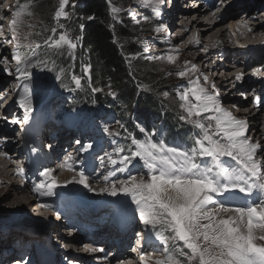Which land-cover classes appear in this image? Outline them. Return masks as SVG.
Instances as JSON below:
<instances>
[{"label": "snow or ice", "instance_id": "snow-or-ice-1", "mask_svg": "<svg viewBox=\"0 0 264 264\" xmlns=\"http://www.w3.org/2000/svg\"><path fill=\"white\" fill-rule=\"evenodd\" d=\"M139 4L150 8L159 17L163 8L172 4V0H139ZM69 6H76L74 0H59L53 16L57 26L50 29L44 26L42 30L34 31L35 0L16 2L9 28L11 39H5L6 43L13 44L12 59L9 61L7 56L0 58L3 71L18 81L16 91L19 107L23 109V119L13 121L16 124L27 123L34 111L30 89L33 69L55 71L57 80L69 79L74 85H64L69 91L83 90L85 76L91 87V64L83 65L84 76L73 73L69 77L54 59L63 56L66 50L67 55L75 60V50L82 46L83 36H70L65 25L60 23L61 19H71V13L66 10ZM122 11L121 7L111 6L113 19H118ZM129 15L135 20L134 11L130 10ZM144 19L148 20V17ZM79 28L82 33L84 25L80 24ZM58 29L62 31L58 32ZM154 31L161 33L168 32V29L159 25ZM0 36H4L2 24ZM194 43L200 44L198 37ZM202 50L206 52L207 48ZM143 52L148 53L149 48L144 47ZM146 59L175 65L179 55L177 52L147 56ZM11 62L15 63L14 71L7 66ZM199 71L196 64L185 61L182 70L176 72L181 79L188 80V86L176 94V99L181 111L179 119L197 130L191 137V146L181 147L164 139H154L155 129L146 132L141 127L140 131L146 132L144 139L129 134L130 147L117 145L112 152L100 157L101 166L107 163L114 168L103 177L107 186L100 191L111 196H130L140 223L145 230L154 233L163 246L158 259L146 258L147 254H141V264H264V144L259 140L253 141L247 117H238L227 109L216 90L215 81L210 80L208 75H198ZM243 78V72L235 76L236 81ZM91 91L100 92L103 89L92 87ZM7 95L9 93L5 92L0 100ZM109 95L115 98L116 93L110 91ZM163 96L168 97L169 93L164 92ZM260 104L261 97L255 96L254 107ZM0 119L7 120V116H0ZM104 131L108 136L120 135L109 128ZM261 132H264V128ZM92 147L89 143L80 150L88 151ZM134 162L145 171L130 174L127 179H111L117 172H129ZM76 163L82 161L69 154L60 167L74 171ZM53 172L49 168L40 173L45 179L33 186L38 196L55 195V188L60 184ZM18 175H25L22 166L18 167ZM71 182L92 190L89 178L82 171L73 177V181L65 183ZM238 194L246 198L243 206L232 207L217 199H234ZM254 194L257 199L248 202ZM42 206L50 207L47 204ZM139 235L142 237L143 234ZM85 250L104 251L103 248L88 246H85ZM16 264L27 262L17 261Z\"/></svg>", "mask_w": 264, "mask_h": 264}, {"label": "rangeland", "instance_id": "rangeland-1", "mask_svg": "<svg viewBox=\"0 0 264 264\" xmlns=\"http://www.w3.org/2000/svg\"><path fill=\"white\" fill-rule=\"evenodd\" d=\"M80 1L81 0H74L75 5L79 4ZM236 1L237 0H233L232 1L234 5L237 3ZM252 1H255V0H252ZM16 2H17V0H7L6 1V3L8 5H10V8H9V11H5V13H3V17H4L5 21H6L5 25L7 24L6 27H5L6 29L4 28L5 25L3 26V32L5 30H9V28H10V22H11V20L13 18L12 13L16 9ZM21 2L24 3V2H27V0H21ZM38 2H40V0H35V7H34L35 17H34L33 22L36 24V28L34 29V31L42 30V28L45 26V19H47V17H49L52 14V13H50L49 15L47 14L42 19V21H40L39 18H41V16H40V14H38L39 13V7L37 8ZM172 2H174V0H172ZM109 3H110V5H112L113 2L111 3L109 1ZM182 3H183L182 0H176L175 1V7L174 8H176V9H172V11H169V13H171L172 18L175 19V20L171 19L170 21L167 20L166 22H164V21L160 22L161 16L157 17V16L154 15V13L152 12V10L150 8L141 6L139 4V0H127V1H123V2L119 3L122 6L128 5L127 9H123L122 8L123 11L124 10H126V11L127 10L128 11L131 10V11H134L136 13L135 20L132 18L131 15H130V17L132 18V21L134 22V24L139 27V30H143V32H144L143 34L142 33H138V35H137V36L140 37V39L137 38L140 41L139 42L140 43V47L138 48V51H143L144 47H148L149 48V52L146 53L148 56H161V55H167V54H176L178 52L179 59H178V61H177V63L175 65L168 64L166 61L150 60V63L153 65V67L151 66V68L153 69L152 72L157 74V75H160V76H158L156 81H154L152 84L147 83V82L139 81L138 82L139 84H138V87H137V89H138V91H137L138 95L137 96L138 97L142 96L143 93L154 94L156 98H161L162 101H163V104L167 107V108H163L161 112L162 113H166L168 111L169 113H172L173 116L176 117V118L177 117L179 118V116L181 114V111L178 108V100L176 99V94L179 91L183 90L185 87L188 86V80L186 78L185 79H181L179 76L176 75V72H178L179 70H182V68L185 65V61H190L192 64H196L199 67V69H202V65H203L204 61L201 58L198 59L197 55H198V53L203 51L202 49L206 48V45H207L206 42H202L201 43L202 46L198 47V49L195 50V51H191L189 53L181 52V51H184V50L183 49L180 50V48H183L184 45H188V41H189V37H186V38L180 37V38H178L179 33L182 32L183 28L181 26L182 20H179V19H176V18H178L180 13H185L187 11L189 12V8L185 9V7H184V5H182ZM215 7H216V5H215V1H214V6L212 8H215ZM263 8H264V5L259 7V8H257V9H255V10H253L252 11L253 20H252V18H247L246 21L247 22L248 21L253 22V21H257V20L261 21L262 19L260 20L258 16L261 15V13H259V11H262ZM66 10L71 13V19H72L73 11H71V6H69V8H67ZM168 10H169V6L166 5L163 8V10H162V17L163 18L166 17V15L164 13L168 12ZM46 12L48 13V11H46ZM192 12L194 13V10H192L191 13ZM245 12L249 13V12H247L245 10V8H242V2H241V5L238 6V9H237V12H236V16L234 17V19H237L239 17H240L239 20H241L242 18L246 19L247 15H245V16L243 15ZM145 16L148 17V20L144 19ZM50 18L53 19V16H50ZM71 19H69L67 21H70ZM62 20L65 21L64 19H62ZM136 20H139V23H136ZM228 21H229V18L228 19H224L223 22L220 23L219 25L220 26H224L225 25V27H226ZM41 22H43V23L41 24ZM159 25L166 26L167 29H168V32L156 33L154 31V29H155V27H157ZM193 30H194V28L192 29V31ZM68 33H69V31H68ZM181 35H182V33H181ZM241 36H243L245 38L249 37V35H247V36L246 35H241ZM8 37L11 39V35L10 34H8ZM228 37H230V36H228ZM164 38L169 42V44L165 45V43L163 42ZM208 38L206 37L205 40L208 39ZM5 39L10 40L8 38H1V40H0V45H1L0 46V56H2V57L7 56L9 61H11V59H12L11 52H12L13 44L12 43L3 42V41H5ZM230 41H231V44H230L231 47L237 45L236 42L234 41V38L231 39ZM263 41H264V37H260L259 39H257L253 43V45L260 46L261 44H263ZM3 48H5V49L2 51ZM142 53H144V52H142ZM142 53H137L134 56H132V55L128 56V58L131 60L130 63L135 66V69L137 68L136 61L139 60V59L140 60H144V57L142 56L143 55ZM212 55L210 57H213V58H211L212 60H210V61L215 62V61L219 60V63L217 65V67H212V68L206 69L207 71L206 70L199 71V73H197V74L198 75H208L209 79L212 76L215 79L217 74H218V77L216 79V81H218V82L222 81V78L219 77V76L227 77L225 82H229V83H227L226 85H222V84H220V82L216 83V87H217L216 89H217V91H219V93L221 95V99L225 103L224 106L227 107V109H229L230 111H232L236 116L243 117L245 114L244 113L243 114H238L237 111L238 110L247 111V109L249 107L252 108L251 107V103H252L253 99L251 98V99H249L247 101H244L240 97V92L243 90L239 86L240 83H238V85H236L237 83H233V82H242V81L241 80L240 81H236L235 78H233L234 80L233 79L232 80L229 79V76L232 75V73L237 72L238 70L237 69H231L230 71H226L224 66H226L227 62L226 61L220 62V57H219L217 52H213ZM238 57H240V56H238ZM238 57L236 59H238ZM57 58L59 59L60 63L65 65V66H63V68L65 69L66 72H68V67H69L68 64L71 65V68H70V70L68 72V76L69 77L73 73L78 75V76H84L83 72L81 74H79L78 71H76L77 66H76V64L74 62L75 60L71 59L67 55V51L66 50H65V54L63 56H60V57H57ZM68 60H69V62L67 64ZM241 61H243V59H241ZM209 63H211V62H209ZM209 63H207V64H209ZM222 63H223V65H222ZM228 63L232 64V62H228ZM7 66L12 68L13 71H14V69H15V63L14 62L9 63ZM227 66H226V68H228ZM2 68H4V65H0V80L3 83H5L6 91H9V95H7V99L8 100H14L16 102V107L18 109V111L16 112V116L19 119V118H21L23 116V109H21L19 107L18 96L16 98V95H17L16 89H17L18 81L13 76H10L6 72H4ZM82 70H83V66L80 67V72ZM136 71H138V70H136ZM169 73H171V74H169ZM253 73H255V75H254L255 77H259L258 75L256 76V71H253ZM53 74H54L53 72H49L47 70H43L42 71L41 69L36 71V72H33L32 80L35 82L34 88L37 89V86L39 85V83H42L45 86L49 85V87H52V85L55 84V81L57 80L56 76L53 78V76H54ZM263 74H264V72H263ZM263 74H261V75H263ZM169 76L176 77L178 79L177 81L179 82V84L177 85L178 87L176 88L175 92H170L171 91L170 88L169 89H164L165 92L169 93L168 97H164L163 96L164 91H162V88H161L162 86H159L156 83H158L160 81H163V79H165V77H169ZM244 76L246 77L247 74L244 73ZM35 77H38L39 80L35 79ZM255 80L257 81L258 79L256 78ZM82 83L84 84L83 90L77 89L75 91H72V94L75 97V100L71 99V103H72L73 107H75V109H80L83 106L81 104V101H84V104L87 105V106L96 107V109L102 108L104 106V104L100 103L101 101L98 98V93L99 92H93L94 96L91 98L90 95H89V91H91L92 87H95V88L103 89V91L105 92L106 88L103 87V86H100V85L99 86H97V85L95 86V79H94V76H93L92 72H91V87H89V82H88V79H87L86 76L84 77V80L82 81ZM31 84H32V82L30 83V86H31ZM65 84H68L70 87H74V85L71 84L70 80L65 78L63 80H60V82H59V84H58V86L56 88L57 91L61 92V91L65 90V89L69 90L68 87L64 86ZM255 84L258 85L259 82L257 81V82H255ZM40 93H41L40 90H38V94H40ZM79 94H80V96H79ZM116 97H117V93H116L115 98L111 97V100H117ZM224 97L227 98V99L229 97L231 100L232 99L235 100L234 98H237V99H239V101H233V100L230 101V99L227 100V99H224ZM41 99H43V96H37L35 98V101H34L33 105L38 104V102ZM108 101H109V98H108ZM148 106H150V105H148ZM232 106H233V108H235L234 110H232ZM263 110L264 109L259 111L261 118H264V111ZM115 111H116V109H115ZM4 113L6 115H8V116L11 115V114H7L6 112H4ZM12 114H15V112L12 113ZM12 118H14L13 121L16 120V118L14 116L10 117V119H12ZM158 123L156 125H158ZM98 125L100 126L101 129L108 128L109 127V119L102 120L101 122L98 123ZM122 125H124V123H123V121H120L119 125L116 124L114 127H111V128H113V132H117L118 130L121 129ZM2 126H5V124L2 125V123L0 122V129H2ZM262 128H264V124L260 126V129H262ZM251 134H253L252 130H251ZM12 136H13L12 138L15 141L16 135H12ZM261 143L264 144V139L261 141ZM16 146L17 145L13 146V149H15V151L8 152L9 157L5 156L4 154L0 155L1 159L4 158V160L9 161V163L11 162V166H9V164H7L9 166V170L11 172L12 171L15 172V170L18 168L17 164L20 162L19 158H17ZM105 168L107 170L106 173L108 171H113L114 170L113 166L110 165V164H107V163L105 165ZM144 171H145V169L140 167V168H134V169H132L129 172H124V173L117 172L116 173L117 176L115 178H111V179L114 180V181L118 180V179H127L130 174H135L136 172H144ZM61 172L59 173V175H61V174L66 172V173L73 174L74 177L77 176V172L69 171L68 169H64ZM106 173H104V176H105ZM11 177H12L11 180H8V181H6V180L4 181L3 180V184L0 183L1 184L0 185V248L2 250L4 249L3 251H6L5 250L6 249L5 246H10L12 240L19 234L20 229H23L24 226L27 225L26 224L27 222H28L29 225L38 228L39 227V223L34 221L33 218L34 217L35 218H41V217H38V216L37 217L34 216V213H36V211H38V210H36V209L34 210L35 205H34L33 201L31 202L30 205H22V204L17 205L16 203H13L9 199H5V193L7 192L8 187L10 185H12L11 181H14V182L17 181V177L15 175H13ZM102 178H103V175H100L99 179L94 184L93 191L90 193V197L89 198L92 201L97 202L99 200H106V199H109L110 197H112L108 193L100 191L101 188H104V187L107 186V182L104 179H102ZM70 180L73 181V178L70 179ZM71 183L73 184L75 182H71ZM63 184H68V183L64 182ZM19 192H20V194L22 195V197L24 198L25 201H28L29 198H31V197H27L29 195L27 194V191H26L25 188L24 189H20ZM113 197L117 201L123 202L125 204V206L132 203L130 196H125L123 194H120V195L113 196ZM33 205H34V207H33ZM48 221H50V223H52V226H51V228L49 230H47L46 232L43 233V237H46L47 241H50L52 244H54V246L59 247V249H57L58 250L57 252L61 251L60 247L62 249V247L64 246L63 245L64 243H73V242H75L76 237H71V236H65V237L63 236V237H61L60 236L59 228L57 229L54 226L55 224H57L58 226L60 225V223L58 221H56L54 219H51V220L48 219L47 222ZM30 228H31V230H34V228H32V227H30ZM61 232H62V230H61ZM141 233L143 234L142 230H140L139 234H141ZM62 234L64 235V232H62ZM66 240H69V242H66ZM70 241H73V242H70ZM158 248H160V247L158 246ZM161 249H163V246H162ZM150 255L153 258L156 256L155 259H158V258L161 257L162 252L155 253V252L152 251V253H150Z\"/></svg>", "mask_w": 264, "mask_h": 264}, {"label": "trees", "instance_id": "trees-1", "mask_svg": "<svg viewBox=\"0 0 264 264\" xmlns=\"http://www.w3.org/2000/svg\"><path fill=\"white\" fill-rule=\"evenodd\" d=\"M109 1L113 2L112 5L123 9L128 7V5L119 4L127 0ZM80 2L75 7H71L72 19L70 21L61 19L60 23L65 25L70 36H83L82 46L75 50L76 71L81 74L83 72V70L80 72L81 66L84 64L92 65L95 86L100 85L106 88L105 92L100 91L98 93L100 103L104 104L103 107L111 110L116 109L115 112L125 124V131L136 138L140 136V133L142 134L141 127L150 132L153 129L156 130L158 127L156 124L161 121L166 141H181L183 144H191V137L195 134V129L168 111L162 113V109L167 107L161 98H156L154 94L147 93L137 96L139 81L152 84L160 75L152 72L151 66L153 67V65L150 60L146 59L148 55L142 53L143 51H138L140 41L137 38L140 39V37L137 35L144 32L134 24L129 11L124 10L118 14V19H113L112 5L108 0H81ZM58 6L59 0H40L37 4V8L39 7L38 14L41 16L39 20L42 21L50 13H52L50 16H54ZM50 16L45 19V26L49 29L57 26L56 21ZM80 24L84 25L82 33L79 28ZM59 31L62 30L58 29ZM137 53H142L144 60H137V68L135 69L128 56H134ZM54 59L58 67L65 66L60 63L57 57ZM68 66L69 72L71 65ZM37 69L40 68L33 70ZM177 80L176 77L169 76L156 84L162 86V91L170 88V92H175L179 84ZM110 91L117 93V100H111ZM89 95L92 98L94 93L89 91Z\"/></svg>", "mask_w": 264, "mask_h": 264}, {"label": "bare ground", "instance_id": "bare-ground-1", "mask_svg": "<svg viewBox=\"0 0 264 264\" xmlns=\"http://www.w3.org/2000/svg\"><path fill=\"white\" fill-rule=\"evenodd\" d=\"M175 1L176 0H174L172 6L171 5L169 6V11H172V9H176V8H174L175 7ZM209 1H213V0H209ZM229 1L232 2L233 0H229ZM236 2L237 3L240 2V4L242 2V8H245V10L247 12H249L247 17H246V19L242 18L241 20H239L240 17L239 18L236 17L237 19H234V17L236 16V13H233V12H235V11H233V8L236 6L237 3L235 5H233V8L231 10H228L229 13L226 15V17H223L222 19H219V12L222 11V9L221 8H217L216 9V7L212 8L214 6V2L211 5H208V3L206 2L205 3L206 4V8L205 9H200V10L193 9L191 7V5L194 3V1H192L190 3V6H189V3H184V2L182 3V5H184L185 9L189 8V12L187 11L185 13H180L179 14L180 17L178 16V18H176V19L182 20L181 26L183 28L182 32L179 33L178 38H180V37H184V38L189 37V41H188V45H184L183 48H180V50L183 49L184 51H181V52L189 53L191 51L197 50L198 47H201L202 46V44H201L202 42H206L207 43V45H206L207 51L206 52L205 51H201L197 55L198 59L201 58L204 61L203 65H202V69H200V71H204V70L212 68V67H217V65L219 63V60H217L215 62L210 61V60H212L211 58H213V57H210L213 52H217L218 53L221 49H226L227 51L230 52V54H233V55L236 52L237 53L236 57H238L240 55L239 52H241V51L238 50L237 46L231 47V45H230L231 44V41H230L231 39L234 38V41L236 43L237 42L238 43L239 42L240 43H245L249 47V46L253 45V43L257 39H259L260 37H264V8H263L262 11H259V13H261V15L258 16V17H259L260 20L262 19L261 21H259V20L253 21V22H251V21L247 22L246 21L247 18H252V20H253L252 11L257 9V8H259V7H261V6H263L264 5V0H255V3H253V1H251V0H237ZM0 4H4L3 11H2V14L0 16V17H3V13H5V11H9L10 6L8 4H6V2L5 3H3V2L1 3V0H0ZM199 7H200V5H199ZM192 10H194L196 12H194V13L192 12L191 13ZM246 14L247 13L245 12L243 15L245 16ZM228 18H229V21L227 22V26L226 27H225V25L224 26H220L219 25L220 23L223 22L224 19H228ZM171 19L175 20V19L172 18L171 13H170L169 20H168V18L165 17L164 22H166L167 20L170 21ZM0 24H2L4 26L5 25V19H0ZM193 28H194V30L192 31ZM249 29H251V31H249ZM181 33H182V35H181ZM8 34H10L9 30H5L4 31V36H1V38L10 39L8 37ZM241 35H246V36L249 35V37L245 38V37H243ZM228 36H230V37H228ZM196 37H198L199 40H200V44L199 45L194 43V39ZM206 37L207 38L209 37V38L205 40ZM1 38H0V40H1ZM3 42H5V41H3ZM5 48H3L2 51ZM230 54H228L226 56V58H229ZM209 62H211V63H209ZM226 62H227L226 66L228 65L227 67L229 68L228 69V68H226V66H224L226 71H230L231 69H237L238 70L237 72L232 73V75L229 76V79L232 80L233 78H235L237 73H240V72L244 73V71L242 70V63H240V64L237 63V65L233 64V63L229 64L228 62H232L231 59H227ZM207 63H209V64H207ZM256 66H260V65H256ZM253 68H251L250 70H253ZM259 69H261V68H259ZM263 72H264V69L262 71L261 70H256V74H258V76H259V77H256L258 79L257 80L258 82H263V81H261V78H264ZM261 74H263V75H261ZM217 77H218V74H217L215 79L212 76L210 78V80L216 81ZM219 77L222 78V81L221 82L219 81L220 84L226 85L227 83H229V82H225L227 77H224V76H219ZM257 81L256 80L254 81V86L256 85L255 82H257ZM219 82L216 81L215 83H219ZM233 83H236V82H233ZM245 86H246V88H248V82L245 83ZM224 99H227V98L224 97ZM228 99H230V98L228 97ZM234 99L235 100H233V99L232 100L233 101H239V99H237V98H234ZM232 100L230 99V101H232ZM8 104H9L8 102L5 103V108H4L5 110H7ZM224 105H225V103H224ZM234 109L235 108H233V106H232V110H234ZM262 109H264V108H262ZM261 110H258L255 107H252V108L249 107L247 109V111H244V110H238L237 111L238 114H243L244 113L245 115L243 117H247V119H248V121L250 123V133H251V130L253 132V134H251L253 136L252 137L253 141L259 140L261 142L264 139V132H261V129H260V126L264 124V118H261L260 112H259ZM3 128H4V126H2V129ZM13 146L14 145H12V144L8 145L7 143H5V144H1L0 148H2L3 151H7L8 148L11 149V147H13ZM16 148H17V146H16ZM0 151H1V149H0ZM7 164H9V166H11V162L9 163V161L4 160V158L1 159V156H0V181L1 180L2 181L3 180L4 181L5 180L6 181L11 180V178H12L11 176L14 175V171L11 172L9 170V166ZM59 176H60L59 182L61 184H63L64 182L69 181L70 179H72L74 177L73 174L66 173V172L61 174V175H59ZM11 182H12V185H10L8 187L7 192L5 193V199H9L10 201H12L13 203H16L17 205H20V204H22V205H30L31 202L33 201V199L29 198L28 201H25L24 198L22 197V195L19 192V190L22 189L20 187V184L17 183V181L16 182L11 181ZM27 197H29V196H27ZM34 205H35V203H34ZM34 205H33V207H34ZM35 209L38 210V207H34V210ZM34 216L41 217V218H38V219H47L48 217H49V220L52 219L50 215H46L45 213H43V214L41 213V214H38V215L34 214ZM70 219L71 220L73 219L74 221L76 220L74 216H71ZM54 226L57 229L59 228V226L57 224H55ZM59 231H60V236L61 237H63V236L65 237V235L62 234L61 230H59ZM109 241H116V237H113L112 235H109ZM66 242H69V240H66ZM70 242H73V241H70ZM9 247L10 246H5V248H6L5 250L7 251V249ZM55 248L59 249V247H57V246H55ZM151 248H153L151 251H148V250L147 251H142V253H148V252L152 253V251L155 252V253H157V252L160 253V251H161L160 248H158V245L156 244V242H153V245L151 246ZM141 249H142V247H141ZM60 250L62 251L63 247H62V249L60 247ZM70 250H71L70 252H72L71 254H73L72 246L70 247ZM154 250H156V251H154ZM86 254L89 255L88 253H86ZM85 260L89 261V257H86ZM125 260H127L126 264H134L135 260L137 262V259L134 257V255H132L130 253H128V256H127V258H125ZM75 261L77 262L78 260H75Z\"/></svg>", "mask_w": 264, "mask_h": 264}]
</instances>
